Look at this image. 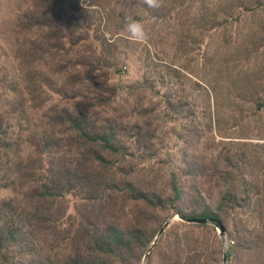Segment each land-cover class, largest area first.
Instances as JSON below:
<instances>
[{"label":"rangeland","instance_id":"obj_1","mask_svg":"<svg viewBox=\"0 0 264 264\" xmlns=\"http://www.w3.org/2000/svg\"><path fill=\"white\" fill-rule=\"evenodd\" d=\"M125 14L144 23L147 44L127 38ZM64 111L126 127V155L107 158L148 189L170 193L175 180L191 191L195 163L208 204H218L229 178L253 198L227 212L231 225L264 227V0H164L159 10L140 0H0V123L16 173L0 199L33 211L40 182L77 162ZM116 198L114 216L157 231L154 254L140 264H167L187 222L169 204L151 210ZM99 201L75 191L61 198L48 215L59 230L42 239L45 253L56 261L69 253L64 233ZM212 227L217 234L201 235L217 259L208 263L230 264L233 237Z\"/></svg>","mask_w":264,"mask_h":264},{"label":"trees","instance_id":"obj_2","mask_svg":"<svg viewBox=\"0 0 264 264\" xmlns=\"http://www.w3.org/2000/svg\"><path fill=\"white\" fill-rule=\"evenodd\" d=\"M60 118L62 124L75 133L79 159L60 167L40 182L31 194L33 211L19 210L13 200L0 199V264H140L157 231L141 220L122 222L114 216L119 192L127 200L142 202L151 210L169 204L185 219L214 218L233 237L228 252L230 264H264V227H250L242 221L231 225L228 219L227 212L231 208L251 207L253 200L250 194L246 199L238 195L229 178H223L227 189L221 192L215 207L208 204L206 192L199 186L196 170L200 168L195 163H190L188 168L192 176L191 191H185L175 180L170 182V193L148 189L132 175L118 171L107 158V155H126L120 140L121 134L127 133L126 127L110 123L100 128L83 115L75 116L68 111ZM6 135L5 127L0 123V188H7L16 174ZM73 191L86 194V198L100 199L99 208L91 217L84 216L74 231L64 233L71 250L56 261L45 253L41 242L48 234L59 230L55 218L48 215L53 213L61 198ZM186 226L189 232L173 243L167 254V264H209L210 258L216 263L217 259L209 256L201 239L210 228L217 234L212 224L186 223ZM156 246L147 255L148 262Z\"/></svg>","mask_w":264,"mask_h":264},{"label":"clouds","instance_id":"obj_3","mask_svg":"<svg viewBox=\"0 0 264 264\" xmlns=\"http://www.w3.org/2000/svg\"><path fill=\"white\" fill-rule=\"evenodd\" d=\"M140 3L150 10H159L164 6V0H140ZM122 23L123 30L131 42L138 44L149 42V33L141 20L131 14H125Z\"/></svg>","mask_w":264,"mask_h":264},{"label":"water","instance_id":"obj_4","mask_svg":"<svg viewBox=\"0 0 264 264\" xmlns=\"http://www.w3.org/2000/svg\"><path fill=\"white\" fill-rule=\"evenodd\" d=\"M181 219L184 220V221H186L187 223H198V224H208V223H211V224H213V225L219 227V229H220V233H221V234H222V232L225 231V229H224V227L222 226L221 222L218 221V220H216V219H214V218H211V217L198 218V219H185V218H183V217L181 216ZM167 225H168V223H166L165 226H167ZM162 231H163V229L160 230V232L158 233V235H161ZM155 244H156V241H154V242L152 243V246H151V248L148 250L147 254L145 255V258H146V256L149 254L150 250L155 246ZM226 261H227V260H226V257H224L223 262L226 263Z\"/></svg>","mask_w":264,"mask_h":264}]
</instances>
